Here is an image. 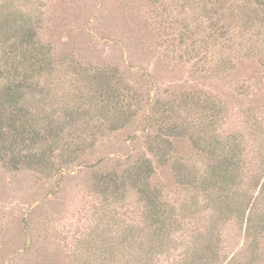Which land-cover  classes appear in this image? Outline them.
<instances>
[{
  "label": "rangeland",
  "instance_id": "1",
  "mask_svg": "<svg viewBox=\"0 0 264 264\" xmlns=\"http://www.w3.org/2000/svg\"><path fill=\"white\" fill-rule=\"evenodd\" d=\"M18 3L27 13H42L39 32L43 41L52 46L57 60V70L50 74V81L54 84L53 91L62 98L51 104L53 110L62 113L73 87L84 84L83 74H86L81 71L107 66L134 82L152 102L166 103L193 90L216 97L226 113L225 123L221 124L224 133H234L243 140L244 167L238 194L247 197L242 212L234 208L229 217L217 221L213 209H200L206 208V201L200 197L199 211L195 212L197 206L191 205L185 210L182 229L166 249H161V252L165 250L163 253L155 252L160 255H153L154 258L140 256L145 263H177L182 251L191 256L202 247L206 233L213 234L215 225L220 247L215 264H264V231L257 234L253 228L264 218L263 23L258 39L262 48L258 50L250 40L251 27L243 26L239 18L232 16L227 36L233 37V41L231 48L225 50L226 60L222 61L217 58L220 57L217 52L213 59V46L208 49L191 45L193 40H188L181 47L179 37L170 44V39L173 41L172 37L179 35L178 28H183L185 23L191 24L193 31H188L189 34L197 31L191 23L196 17L195 9L190 4L183 5V0L172 4L168 0ZM193 37L198 39V32ZM241 40L246 42L240 44ZM215 43L220 51L222 40ZM248 46L251 58L244 55ZM71 72L78 73L77 84L70 81ZM85 109L92 116L100 112L94 105ZM98 120L103 128L110 126L111 118L107 114L101 113ZM188 120L191 124L197 122L195 116ZM97 124L92 121L88 125L86 134L92 133V137L84 145L80 137L73 138L86 148L82 157L86 163L63 165L57 174L50 170H47L50 174H41L32 168L9 170L0 164V264H101L100 256L107 254L112 256H107L103 263L124 264L131 257L136 251L131 243L135 237L132 227L139 219L141 203L135 191H127L124 199L119 194L111 195L110 202L96 190L95 172L90 164L99 159L107 170L120 158L135 160L144 156L155 167L151 185L161 188L165 199L178 209L182 210L183 202H190L192 191L178 192L171 167L160 166L149 153L145 132L127 127L102 135L95 128ZM177 148L183 154L189 146L179 142ZM103 235L105 239H117L108 244L113 250L108 245L105 247ZM123 235L129 236L125 245L117 243ZM121 251L128 254L119 256Z\"/></svg>",
  "mask_w": 264,
  "mask_h": 264
},
{
  "label": "trees",
  "instance_id": "2",
  "mask_svg": "<svg viewBox=\"0 0 264 264\" xmlns=\"http://www.w3.org/2000/svg\"><path fill=\"white\" fill-rule=\"evenodd\" d=\"M22 1L29 0L0 2V164L3 167L9 170L32 168L41 174H50L47 172L50 170L57 174L63 170V165L88 162L82 158L86 148L81 145L92 135L86 134L92 121L98 122L95 128L102 135L106 131L127 127L145 132L149 153L160 166L171 167L178 192L192 191L193 194L190 202L182 203V210L171 205L162 189L151 185L155 167L144 156L135 160L120 158L114 161L113 168L107 170L103 169L101 159L90 164L95 172L94 186L105 199L110 201L111 195L116 194L124 199L127 191H135L137 201L141 203L139 219L132 227L134 239L131 236L136 251L124 261L120 259L124 264H150L145 263L144 258L159 256L160 253L155 252L166 249L182 229L185 210L190 205H199L200 197L206 201V208L200 209H213L217 221L229 217L234 208L242 212L247 197L238 194L244 167L243 140L234 133H224L222 126L226 113L220 100L193 90L166 103L161 100L152 102L134 82L125 79L117 69L105 66L81 71L86 74L82 80L86 81L80 86L84 90L74 86L68 105L62 106V113L53 110L51 104L55 99H62L53 91L54 84L50 81V74L57 70V60L52 46L43 41L39 32L42 13H27L18 3ZM168 1V4L176 2ZM183 1V5L190 4L195 9L196 17L191 23L197 31L192 33L198 32L199 38L193 39V34L188 33L193 31L191 24L185 23L183 28H178L179 35L172 37L173 41L170 39L171 45L178 37L181 47L193 40L191 45L208 49L213 46V59L217 52L220 54L217 58L225 61V50L231 48L233 41V37L227 36L229 19L233 16L239 18L243 26L251 27L250 40L258 50L262 48L258 39L262 23L264 26V0ZM170 12L173 13V9ZM219 39L222 40L220 51L215 43ZM244 42L241 40L240 44ZM249 51L250 46L244 55L251 58ZM70 74V81L77 84L78 73ZM93 105L100 112L92 116L85 107ZM101 113L111 118L110 126L102 127L98 120ZM190 116H195L197 122L191 124ZM77 137L81 138V145L73 139ZM179 142L188 143L189 151L179 153ZM198 211L197 206L195 212ZM253 228L254 233L262 234L264 218H260ZM217 235L213 225V234L206 233L201 248L191 256L182 251L178 262L173 264H215L220 252ZM128 237L123 235L117 243L125 245ZM116 240L112 237L105 239L104 235L102 239L105 247ZM127 254V251H121L119 256ZM107 256L112 254L100 256L101 264H107L103 263Z\"/></svg>",
  "mask_w": 264,
  "mask_h": 264
}]
</instances>
